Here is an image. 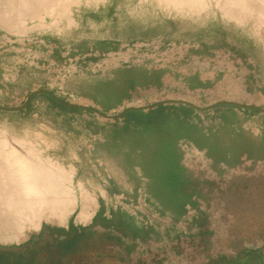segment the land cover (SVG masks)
I'll list each match as a JSON object with an SVG mask.
<instances>
[{"label":"rangeland","instance_id":"374dc122","mask_svg":"<svg viewBox=\"0 0 264 264\" xmlns=\"http://www.w3.org/2000/svg\"><path fill=\"white\" fill-rule=\"evenodd\" d=\"M14 2L0 0V72L19 99L43 88L65 101L116 115L123 108L102 110L92 91L116 68L171 62L208 70L218 56L214 45L242 39V56L226 53L221 59L230 73L242 79L243 87H258L264 107V12L255 2L241 8L229 0H56L47 9L16 2L18 7ZM100 41L117 46L110 50L116 53L104 55V65L84 57ZM54 48L70 59H56ZM113 64L120 66L113 68ZM20 111L0 112V131L53 160L48 171L57 175L56 191L61 194L55 214L47 210L41 218L44 226L38 235L8 250L0 248V264H150L146 249H138L130 228L113 213L132 216L129 198L137 182L127 167L129 145H118L116 126L94 111L62 109L43 95L33 99L28 110ZM249 129L264 136L262 128ZM69 172H73L72 185L59 187V181L67 183ZM83 193L89 197L90 211L100 204L109 221L102 219L103 226L93 224L65 233L59 226L68 219L80 220ZM259 211L251 220L236 222L234 235L223 241L201 237L196 252L193 239L185 237L186 261L178 263L264 264V204ZM143 218L150 228L149 218ZM29 230L38 231L37 226Z\"/></svg>","mask_w":264,"mask_h":264},{"label":"crops","instance_id":"0c3cea01","mask_svg":"<svg viewBox=\"0 0 264 264\" xmlns=\"http://www.w3.org/2000/svg\"><path fill=\"white\" fill-rule=\"evenodd\" d=\"M99 45L100 42H96L87 50L84 57L98 59L96 64L104 65V55L117 51H101ZM216 45H214L215 49L219 50H216L218 56L213 62L212 69L196 70L171 62L143 67L149 70L165 67L168 73L162 75L156 84L150 81L135 84L120 107L124 109L129 106L151 105L166 101L170 96H176L178 99L188 100L200 106L210 105L220 100L243 103L252 100L255 102L253 104L261 106L263 99L259 97L258 87L254 86V90L251 87H243L242 79L236 77V73H230L221 59V54L226 55V53L242 56V39L238 43L228 41ZM69 54L74 55L73 52ZM75 61H78V58ZM119 66V64L112 65L113 68ZM114 71L107 78L113 77ZM2 76L4 73L0 72V78ZM192 78H197L199 83L195 85L196 82L194 84ZM3 95V91L0 90V100ZM173 103L175 102L168 103L169 107L166 111L171 109L174 114L183 119L187 128L186 133L189 135H187V141L201 151L189 165L182 162L181 154L180 164L186 167L187 176L192 181L189 198L183 199L184 205L180 212L172 214L165 211L161 203L148 193L147 183L150 180L145 174L147 164L142 158H147L151 153L144 146L142 150L136 149L132 152L131 155L137 159L130 160L127 165L128 170L135 174L137 180L131 189L133 195L129 198L132 216L113 210L119 221L123 218L122 215L131 220L130 237L134 238L138 249H146L147 262L150 259V264H179L178 262L186 261L185 237L193 239V252L199 249V242L203 236L223 241L234 235L233 229L238 228L236 222L251 220L252 214L260 212L259 209L264 204V136L249 129V127L264 129V114L233 105H220L206 111H199L188 105L194 111L185 115L180 108L170 105ZM106 120L120 130L127 125L131 130L137 127L142 128V124L127 116L106 118ZM143 217L151 221L150 228H147ZM102 219L107 220L108 215L105 208L99 204L88 221L80 218L74 223L68 219L59 228L65 233L72 228L82 231L93 224L103 226ZM42 226L44 221L40 220L37 226L38 231L32 232L29 230L32 226L27 225L25 234L19 240H0V248L5 247L8 250L10 245H19L28 241L32 238V234L38 235L41 232ZM136 252V260H138L140 252L139 250ZM5 253L8 254V252ZM187 259L193 261V256Z\"/></svg>","mask_w":264,"mask_h":264},{"label":"trees","instance_id":"16d2710c","mask_svg":"<svg viewBox=\"0 0 264 264\" xmlns=\"http://www.w3.org/2000/svg\"><path fill=\"white\" fill-rule=\"evenodd\" d=\"M117 48L106 41H100L99 49L101 51H110ZM53 56L60 61H68L59 51V48H54ZM92 57H86L89 60ZM168 73L167 68L158 67L152 70L136 66L124 65L116 68L113 77L105 80H100L92 87V91L96 100L102 105V110L108 111L112 108H119L126 96L135 84H141L142 81H150L156 84L162 75ZM193 83L197 85V78H192ZM198 82V83H197ZM13 86L0 78V90L3 91L2 100L0 103L6 105L9 101L22 102L24 99H19L13 94ZM43 95L51 102L55 103L62 109L68 111H90L84 108H70L64 106L46 94H39L32 98L30 104L20 112L28 110L33 99ZM169 99H178L176 96H170ZM168 99V100H169ZM168 103H160L158 106L148 110H136L127 113L125 116L133 118L136 122L142 124V128L133 130L127 125L124 129H115L114 133L117 137L118 145H129L127 153L130 160H136L137 157L132 156V152L136 149L142 150L145 146L151 153L147 158H142L146 162L145 174L149 178L147 183V191L154 196L165 211L172 214L180 212L183 207V199L187 200L190 196V188L192 181L188 177L187 169L180 164L181 154L182 162L185 165L191 164V157L197 158L201 151L196 148L188 140L187 128L183 119H180L172 110L166 111ZM172 107L180 108L182 114L187 115L194 109L187 104L176 105L170 104ZM179 106V107H178ZM255 113L258 111L250 109ZM5 112V111H0ZM124 116V117H125ZM188 135V136H187ZM123 221L129 228L132 227L131 220L128 217H123ZM109 220H107L108 223Z\"/></svg>","mask_w":264,"mask_h":264},{"label":"bare ground","instance_id":"6f19581e","mask_svg":"<svg viewBox=\"0 0 264 264\" xmlns=\"http://www.w3.org/2000/svg\"><path fill=\"white\" fill-rule=\"evenodd\" d=\"M54 1L56 0H16L23 5L44 9L53 7ZM229 1L230 4L241 8H248L249 4L255 2L264 12V0H260L259 3L256 2L258 0ZM21 10L18 11L22 12ZM28 148L24 147L23 141L16 137L9 138L6 133L0 131V240L2 241L19 240L25 234L27 225L40 224L47 210L54 215L55 204L61 194L56 191L57 175L48 171L49 165L54 164L53 160L40 155L41 153H37L34 148ZM57 167L58 170L63 171L62 166L57 165ZM65 180L67 183L62 180L58 182V186L70 188L73 172L67 173ZM82 198L84 204L80 218L88 221L92 215L91 203L87 194L83 193ZM73 200H76V196Z\"/></svg>","mask_w":264,"mask_h":264},{"label":"water","instance_id":"95a60500","mask_svg":"<svg viewBox=\"0 0 264 264\" xmlns=\"http://www.w3.org/2000/svg\"><path fill=\"white\" fill-rule=\"evenodd\" d=\"M39 94H46L64 106H67L70 108L88 109V110L94 111V112L99 113L102 116L108 117V118H121L131 111L148 109V108L154 107V106H156L160 103H164V102H167V103L175 102V103L187 104V105L194 107L196 110H199V111H206V110L212 109V108H214L216 106H220V105H233L236 107H241V108H246V109H254V110L264 114V107L263 106L250 104V103H243V102L234 101V100H220V101L213 103V104H210V105L200 106V105H197L191 101L184 100V99H169V100H166L163 102H156L155 104L146 105V106H139V107L129 106V107H126L123 110H121V112H119L116 115H107V114L99 111L98 109H96L92 106L65 101V100L57 97L52 91L47 90V89H43V88L34 90L25 98V100L21 104H18L16 106H7V105H1L0 104V110H2V111H20V110H23L30 104L32 98L36 95H39Z\"/></svg>","mask_w":264,"mask_h":264}]
</instances>
